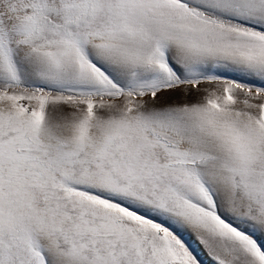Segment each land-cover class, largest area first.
I'll list each match as a JSON object with an SVG mask.
<instances>
[{
	"label": "snow or ice",
	"instance_id": "snow-or-ice-1",
	"mask_svg": "<svg viewBox=\"0 0 264 264\" xmlns=\"http://www.w3.org/2000/svg\"><path fill=\"white\" fill-rule=\"evenodd\" d=\"M0 264H264V0H0Z\"/></svg>",
	"mask_w": 264,
	"mask_h": 264
}]
</instances>
